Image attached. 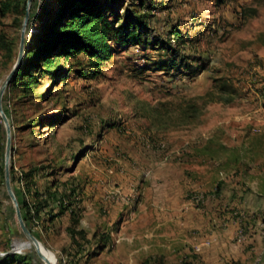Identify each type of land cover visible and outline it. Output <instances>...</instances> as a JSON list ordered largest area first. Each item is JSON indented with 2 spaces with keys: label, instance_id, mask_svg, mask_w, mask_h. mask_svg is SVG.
I'll list each match as a JSON object with an SVG mask.
<instances>
[{
  "label": "rangeland",
  "instance_id": "rangeland-1",
  "mask_svg": "<svg viewBox=\"0 0 264 264\" xmlns=\"http://www.w3.org/2000/svg\"><path fill=\"white\" fill-rule=\"evenodd\" d=\"M25 1L13 0L0 18L8 43V50L0 48V87L19 56ZM44 1L37 0V11ZM145 1L154 14L148 33L154 46L115 42L114 55L95 75L80 56L63 64L64 80L43 76L28 93L22 82L8 85L2 103L12 127V186L31 211L27 226L53 254L51 264H110V251L149 244L142 237L153 225L139 220L147 207L159 211L155 218L175 217L168 209L175 203L183 206L181 216L188 208L195 219L215 221L216 235L229 228L220 219L234 223L227 264H264V0ZM139 2L108 3L107 15L121 26ZM174 26L189 34L182 51L193 64L158 69L174 57L162 43L171 41ZM29 27L26 40L41 25ZM190 103L194 117L182 113ZM6 141L0 116V262L11 254L14 264H44L33 246L19 247L26 237L6 189ZM187 156L203 166L196 187L176 193L172 185L166 193L156 169ZM52 194L69 197L79 211L83 248L72 246L69 211L53 218ZM44 199L50 205L35 216ZM255 200L256 212L240 207ZM204 243L189 250L199 254L211 245ZM165 249L166 257L141 254L135 263L186 260L180 250Z\"/></svg>",
  "mask_w": 264,
  "mask_h": 264
},
{
  "label": "trees",
  "instance_id": "trees-1",
  "mask_svg": "<svg viewBox=\"0 0 264 264\" xmlns=\"http://www.w3.org/2000/svg\"><path fill=\"white\" fill-rule=\"evenodd\" d=\"M121 0H46L41 10L37 11V0H33L30 9L29 26L40 24L39 32L34 34L30 40H26V53L22 64L15 72L11 84L22 82L25 93L34 88L43 76H49L51 80L60 78L64 80L67 77L69 69L64 68V63L69 59H76L84 56L88 59V65L92 67V75L99 72L101 66L107 62L115 53L116 49L113 43L118 42L122 45L130 43L153 45L156 39L148 36L152 27L150 20L154 14L150 11L151 7L146 4L145 0H140L139 9L134 15L129 14L126 22L117 26L107 15L108 3L118 4ZM27 2L25 1V15L27 13ZM152 6V5H151ZM13 0L0 1V18L10 12ZM24 22V21H23ZM29 27V28H30ZM171 40H163V44H169L173 59L164 60L157 64L158 69L172 70L175 65L182 66L185 64L189 67L193 63L189 61L182 51L189 41V34L174 26L167 32ZM175 42L173 45L172 42ZM163 45L168 47V45ZM0 48L8 50L7 39L0 34ZM199 59V58H198ZM196 59V60H198ZM201 68L203 63H199ZM6 111V110H5ZM182 113L189 117L196 114V104L190 103L182 108ZM13 168L11 174L13 176ZM13 178V177H12ZM220 187V185H218ZM64 195V193H63ZM63 195H61L63 197ZM61 197V198H62ZM53 203L57 205L58 211L53 214L56 218L69 211L71 225L67 230L71 237L72 246L77 249L85 246V232L77 228L79 220V211L73 207V203L68 198L62 199L52 194ZM39 207L43 209L50 205L47 199L40 201ZM54 209L55 206H53ZM42 209V210H43ZM23 218L30 229L31 211L26 206V202L21 207ZM41 210L35 211L39 213ZM52 218V219H53ZM106 245L100 246L104 250ZM97 255L93 251L88 254V258ZM16 256L9 255L6 260L0 264H14ZM181 264H192L191 261L184 260Z\"/></svg>",
  "mask_w": 264,
  "mask_h": 264
},
{
  "label": "crops",
  "instance_id": "crops-1",
  "mask_svg": "<svg viewBox=\"0 0 264 264\" xmlns=\"http://www.w3.org/2000/svg\"><path fill=\"white\" fill-rule=\"evenodd\" d=\"M193 159L195 158L187 156L179 159L177 163L160 162L162 164L159 169H156V172L162 174V185L166 188L164 190L166 193L173 192L170 188L172 185L176 186L174 190L176 193H183L186 189L196 187V178L197 176L200 177L198 168L203 166L196 164ZM242 206L253 212L261 208V206L256 205V200L252 204L241 205L240 207ZM148 208L144 213L146 214V219H139L141 223L143 222L149 226L153 225L150 232L142 237L145 242L149 243L143 246L146 249H141L143 248L141 247L139 248L140 251L139 249H134L124 252L119 251V249L112 250L108 253L110 264H121V260H124L126 264H142L141 260L135 263L137 258L139 260L143 257H166L165 247L171 248L172 252L180 250L178 253L186 260L191 261L192 264H198L199 262L202 264H227L226 262L230 259L227 247L231 245L232 233L235 231L234 228H236L232 221L226 223L220 219L219 225L224 223L229 228H226L223 234L216 235V232L211 228L215 221L211 222L210 219L204 218L195 219L191 217L194 212L188 210V208L181 213V216L178 210L183 209V206L179 207L175 203L168 205V209L173 210L175 217H165L163 215L155 218V213H159V211L153 208H149V211ZM160 208L164 209V207ZM206 240H210L211 245L203 246L199 254L189 250L190 246L203 245ZM153 249L156 251L154 252ZM141 254H143V257ZM99 256H103L102 253Z\"/></svg>",
  "mask_w": 264,
  "mask_h": 264
},
{
  "label": "water",
  "instance_id": "water-1",
  "mask_svg": "<svg viewBox=\"0 0 264 264\" xmlns=\"http://www.w3.org/2000/svg\"><path fill=\"white\" fill-rule=\"evenodd\" d=\"M31 4H32V0H28V2H27V13H26L24 23H23V28H22V37H21L18 59L14 65L13 69L11 70V72L9 73L7 78L3 81V83L0 87V116L4 121V124L6 127V133H7L6 150H5V184H6L7 192H8V194H9V196L13 202L18 222H19L20 227H21V229H22V231L26 237L25 241L19 243V247L21 249H23V248L28 247V246H33L35 248L37 254L39 255V257L42 260L46 261L48 264H51L49 258L42 252L41 241L32 233V231L27 226V224L23 218V214H22V210H21L19 200H18L16 193L14 191V188L12 186V178H11L12 127H11L10 120L8 118V115L5 111L3 103H2L4 93H5L8 85L10 84L15 72L17 71V69L22 64L25 53H26V49H25L26 31H27V27L29 24V20H30Z\"/></svg>",
  "mask_w": 264,
  "mask_h": 264
},
{
  "label": "bare ground",
  "instance_id": "bare-ground-1",
  "mask_svg": "<svg viewBox=\"0 0 264 264\" xmlns=\"http://www.w3.org/2000/svg\"><path fill=\"white\" fill-rule=\"evenodd\" d=\"M41 249L42 252L49 258V260L53 257V254L48 250V248L41 242ZM44 264H48L46 261H44Z\"/></svg>",
  "mask_w": 264,
  "mask_h": 264
},
{
  "label": "built area",
  "instance_id": "built-area-1",
  "mask_svg": "<svg viewBox=\"0 0 264 264\" xmlns=\"http://www.w3.org/2000/svg\"><path fill=\"white\" fill-rule=\"evenodd\" d=\"M204 244L210 245L211 244V241L210 240H207ZM198 249H199V247H198Z\"/></svg>",
  "mask_w": 264,
  "mask_h": 264
}]
</instances>
